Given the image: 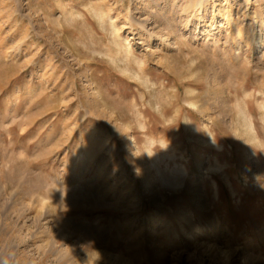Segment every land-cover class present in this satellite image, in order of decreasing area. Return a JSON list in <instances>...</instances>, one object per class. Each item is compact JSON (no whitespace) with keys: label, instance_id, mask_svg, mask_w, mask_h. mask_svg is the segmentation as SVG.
Wrapping results in <instances>:
<instances>
[{"label":"rangeland","instance_id":"1","mask_svg":"<svg viewBox=\"0 0 264 264\" xmlns=\"http://www.w3.org/2000/svg\"><path fill=\"white\" fill-rule=\"evenodd\" d=\"M0 264H264V0H0Z\"/></svg>","mask_w":264,"mask_h":264},{"label":"bare ground","instance_id":"2","mask_svg":"<svg viewBox=\"0 0 264 264\" xmlns=\"http://www.w3.org/2000/svg\"><path fill=\"white\" fill-rule=\"evenodd\" d=\"M199 229V228H198ZM198 229H196L195 231H194V233L192 234L193 236H199L200 235V230H198Z\"/></svg>","mask_w":264,"mask_h":264}]
</instances>
